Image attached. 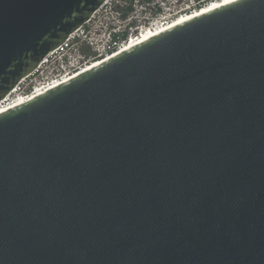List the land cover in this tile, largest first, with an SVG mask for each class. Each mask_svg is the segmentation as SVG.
Instances as JSON below:
<instances>
[{
	"label": "water",
	"instance_id": "95a60500",
	"mask_svg": "<svg viewBox=\"0 0 264 264\" xmlns=\"http://www.w3.org/2000/svg\"><path fill=\"white\" fill-rule=\"evenodd\" d=\"M104 1L0 0V101ZM0 264H264V0L0 112Z\"/></svg>",
	"mask_w": 264,
	"mask_h": 264
},
{
	"label": "built area",
	"instance_id": "2783aa9c",
	"mask_svg": "<svg viewBox=\"0 0 264 264\" xmlns=\"http://www.w3.org/2000/svg\"><path fill=\"white\" fill-rule=\"evenodd\" d=\"M199 1H202L201 4L195 7ZM211 1L105 0L61 44L47 52L35 69L18 81L7 96L12 94L15 96L13 99L27 98L88 62L118 52L139 34L155 31L179 15L192 12ZM82 60L85 63L80 65Z\"/></svg>",
	"mask_w": 264,
	"mask_h": 264
},
{
	"label": "bare ground",
	"instance_id": "6f19581e",
	"mask_svg": "<svg viewBox=\"0 0 264 264\" xmlns=\"http://www.w3.org/2000/svg\"><path fill=\"white\" fill-rule=\"evenodd\" d=\"M235 0H212L210 3H207L206 5L199 7L198 9L192 11V12H187L186 14H181L178 17L174 18L171 22H168L167 24H165L163 27H159L157 29H155V31H146L145 33L143 32L142 34H139V36L133 40H131V42L127 45H125L124 48H122L121 50H119L118 52L112 54V55H107V57L102 56L100 58L94 59L90 62H88L87 64H85L84 66H82L81 68L77 69L75 72H73L72 74L70 73L69 75H66L65 77H63L61 80H57L55 82H53L52 84H49L48 86L42 88L41 90L35 91L33 92L31 95H29L27 98L24 97H18L13 99V97H15L14 95L10 94L8 95L1 103H0V112L5 111L7 109H12L13 107H16L18 105H21L23 103H25L26 101H28L29 99H32L40 94H42L45 90L51 89L53 87H56L57 85L68 81L69 79L87 71L88 69H90L91 67L101 63L102 61L109 59L147 39H149L150 37H153L167 29H170L176 25H178L179 23H182L184 21H187L189 19H192L196 16H199L203 13H206L208 11L214 10L218 7H221L223 5L229 4L231 2H233Z\"/></svg>",
	"mask_w": 264,
	"mask_h": 264
},
{
	"label": "flooded vegetation",
	"instance_id": "af4514ba",
	"mask_svg": "<svg viewBox=\"0 0 264 264\" xmlns=\"http://www.w3.org/2000/svg\"><path fill=\"white\" fill-rule=\"evenodd\" d=\"M201 2L202 1H199V2H197V3H195V7H197L198 5H200L201 4ZM95 57V56H94ZM98 56H96L95 58H97ZM93 58V57H92ZM85 60H88L87 58L85 59ZM85 60H82L81 62H80V64H82L83 62H85ZM31 81H29L28 83H30Z\"/></svg>",
	"mask_w": 264,
	"mask_h": 264
},
{
	"label": "rangeland",
	"instance_id": "374dc122",
	"mask_svg": "<svg viewBox=\"0 0 264 264\" xmlns=\"http://www.w3.org/2000/svg\"><path fill=\"white\" fill-rule=\"evenodd\" d=\"M83 63H85V62H83ZM83 63H82V64H83ZM80 65H81V64H80Z\"/></svg>",
	"mask_w": 264,
	"mask_h": 264
}]
</instances>
